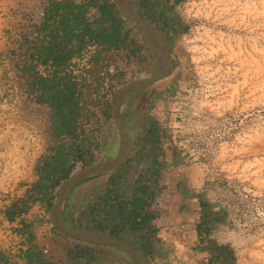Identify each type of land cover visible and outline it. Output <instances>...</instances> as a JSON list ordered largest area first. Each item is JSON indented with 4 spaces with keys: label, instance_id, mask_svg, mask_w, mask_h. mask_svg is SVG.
<instances>
[{
    "label": "trees",
    "instance_id": "trees-1",
    "mask_svg": "<svg viewBox=\"0 0 264 264\" xmlns=\"http://www.w3.org/2000/svg\"><path fill=\"white\" fill-rule=\"evenodd\" d=\"M134 9L170 38L186 32L187 25L175 11L182 0H129ZM144 11V13L142 12ZM9 21L3 28L0 60L7 63L24 95L26 114L41 128L45 153L35 165V180L5 209L12 220L27 212L34 203L47 210L55 199L53 190L72 166L111 157L118 146V136L110 116V103L103 90L109 83L119 84L123 72L118 60L130 61L138 49L124 29L117 7L110 0H17L8 10ZM88 53L81 67L88 78L72 75V59ZM38 66L43 67L40 72ZM112 66L113 71L107 68ZM5 76L2 71L1 78ZM167 93L155 94V100ZM148 107L135 102L123 117L129 133L131 150L126 160L112 171L91 175L76 184L61 206L63 220L80 228L94 229L123 239L138 249L153 264V257L172 254V264H185L178 257L182 245L163 248L153 220V206L162 186L160 169L166 165L186 164L184 156L172 143L169 119L163 125L147 112ZM171 145L166 149L163 144ZM198 213L194 222L197 243L186 246L192 254L190 264H235V254L228 243L213 236L226 221V211L210 202L204 193L193 192ZM29 247L19 254L25 264H55L47 261L33 242L30 224L19 228ZM78 244L127 258L108 247L83 240ZM185 255V254H184ZM72 257L77 264H91L93 259L75 247ZM101 259V258H100ZM167 262V261H166ZM0 264H8L0 254ZM159 264H165L163 262Z\"/></svg>",
    "mask_w": 264,
    "mask_h": 264
},
{
    "label": "rangeland",
    "instance_id": "rangeland-1",
    "mask_svg": "<svg viewBox=\"0 0 264 264\" xmlns=\"http://www.w3.org/2000/svg\"><path fill=\"white\" fill-rule=\"evenodd\" d=\"M174 8L187 25L186 32L170 42L182 80L174 99L155 100L147 112L163 125L168 118L170 124V109L183 90L196 87L208 94V110L221 114L225 135L206 169L187 165L202 171L207 178L204 193L225 206L226 229L218 230L215 239L232 247L235 264H264V0H182ZM139 61L119 59L117 64L129 72ZM124 105L125 98L120 110ZM76 168L54 188L55 197ZM244 193L252 198L251 206L239 199ZM58 246L56 264H77L75 247L93 258L91 264L120 259L66 238Z\"/></svg>",
    "mask_w": 264,
    "mask_h": 264
},
{
    "label": "built area",
    "instance_id": "built-area-1",
    "mask_svg": "<svg viewBox=\"0 0 264 264\" xmlns=\"http://www.w3.org/2000/svg\"><path fill=\"white\" fill-rule=\"evenodd\" d=\"M123 27L133 39L138 49L140 59L141 38L138 28L121 12ZM3 29L0 31L2 41ZM88 53L82 54L79 58L72 59L76 65L70 66L72 75L88 78L81 67L90 69L86 63ZM134 58V59H136ZM39 71L43 67L38 66ZM123 72L119 84L109 83L110 90H103L104 99L110 103L113 91L125 84L132 77V71ZM113 71L112 66L107 68ZM2 71L5 76L1 78ZM81 74V76H80ZM0 254H3L9 262L16 259L17 254L26 248V235L20 232L19 228L24 223L23 213L15 216L12 220L4 216V209L16 198L20 197L18 190L27 185L35 176V165L39 158L45 153L44 139L41 128L31 119L23 108L24 95L21 88L16 84V78L7 66V63L0 60ZM184 93L170 109V133L172 143H175L181 154L184 156L186 165L195 163L202 169H206L211 154L215 153L224 138L221 114H212L208 110V103L205 94L196 87H189L183 90ZM75 163L72 168L80 165ZM206 195V194H205ZM206 198L215 203V208L225 206L206 195ZM239 199L246 204L252 205V198L248 195L239 194ZM226 213V217H227Z\"/></svg>",
    "mask_w": 264,
    "mask_h": 264
},
{
    "label": "crops",
    "instance_id": "crops-1",
    "mask_svg": "<svg viewBox=\"0 0 264 264\" xmlns=\"http://www.w3.org/2000/svg\"><path fill=\"white\" fill-rule=\"evenodd\" d=\"M16 2L17 0H0V31L8 24V10L14 7ZM114 132L116 133L115 129ZM116 150L113 154H115ZM79 166L81 168L84 165L80 164ZM159 172L161 174L159 184L163 188L153 203L158 213L153 220V225L156 228L155 236L158 237L163 248L167 247V249L172 250L175 249V246L182 245V249L185 248V255L180 254L178 257L181 258L185 264H190L192 254L186 251V246H194L197 243L194 222L197 217L198 207L196 200L193 198V192L199 191L204 193L207 178H203L202 171L196 169L193 165L188 166L182 163L177 165H166L164 168L160 169ZM35 178L36 175L27 185L18 190L20 197L25 188L32 183ZM48 210L39 203H34L27 212L23 213L22 221L30 224L33 242L36 248L44 254L47 261L55 263L53 258L57 256L58 243L62 242L65 238L69 241H76L72 238L60 235L53 230L49 220ZM223 229H226V221L217 226L213 232V236L218 230ZM28 247L29 244L26 242L25 249ZM172 257V254H168L167 259H165V256H154L152 258L153 264L165 263L166 261L169 262ZM8 264H25V261L22 258L16 257L15 260L11 262L8 261Z\"/></svg>",
    "mask_w": 264,
    "mask_h": 264
},
{
    "label": "water",
    "instance_id": "water-1",
    "mask_svg": "<svg viewBox=\"0 0 264 264\" xmlns=\"http://www.w3.org/2000/svg\"><path fill=\"white\" fill-rule=\"evenodd\" d=\"M110 1L147 36L155 53L154 67L148 76L133 79L113 91L110 99V116L119 139L115 154L111 157L86 164L72 173L62 183L48 210V215L53 230L60 235L113 249L123 254L130 264H150L138 249L129 245L123 239L102 231L69 225L63 220L61 215L62 203L76 184L91 175L112 171L126 160L131 150V142L127 130L123 125L124 115L129 110L132 100L140 89L167 77L174 67V61L168 54V46L163 32L151 22L144 19L134 9L129 0ZM127 94L128 97L125 105L122 110H120V104Z\"/></svg>",
    "mask_w": 264,
    "mask_h": 264
},
{
    "label": "flooded vegetation",
    "instance_id": "flooded-vegetation-1",
    "mask_svg": "<svg viewBox=\"0 0 264 264\" xmlns=\"http://www.w3.org/2000/svg\"><path fill=\"white\" fill-rule=\"evenodd\" d=\"M142 12L144 13V11ZM153 25L155 26V24ZM138 31H139V35L141 38L142 54H141L139 63H137L134 70H132V77L129 79V81L136 79V78H143V77L148 76L152 72L154 63H155V53H154V50L147 36L139 28H138ZM164 38L167 43L168 36L164 34ZM175 38L176 37L170 38V42L173 41ZM167 46H168V54L171 57V59L174 61V67H173L172 72L167 77L160 79L158 81H155L149 86H146L140 89L139 92L134 97V99L132 100L129 108H131L135 102H139L141 105H145V106L150 105L152 102L155 101L154 96L155 94H158V93H167L166 96H168L170 99H174L176 97V94L179 88V82L180 80H182V72L180 68L178 67L177 59L173 56L171 44L170 45L167 44ZM127 97H128V94L124 96L125 102L127 100Z\"/></svg>",
    "mask_w": 264,
    "mask_h": 264
}]
</instances>
